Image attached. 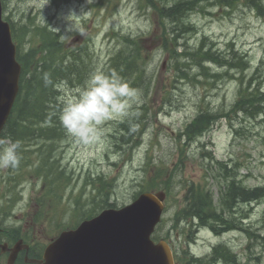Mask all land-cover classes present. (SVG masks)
Listing matches in <instances>:
<instances>
[{"label":"rangeland","instance_id":"rangeland-1","mask_svg":"<svg viewBox=\"0 0 264 264\" xmlns=\"http://www.w3.org/2000/svg\"><path fill=\"white\" fill-rule=\"evenodd\" d=\"M169 1L170 4L193 2L190 4L192 11L185 18L193 30L179 38L177 50L180 60H183L181 53L194 54L202 44L203 51L212 50L220 62L213 54L214 60L204 64L208 71L189 63V57L185 61L191 65L188 70V66L181 69V64L173 60L164 44L160 20L151 8L146 9V0H3L4 16L17 30L25 26L29 31L23 37L24 51L37 44L33 29L47 26L59 33L61 40L72 48L88 47L90 56L86 63L90 70L85 71L89 74L95 70L103 71L108 59L119 49L122 36L145 39L146 76L142 80L137 79V85L132 87L138 90L141 100L133 109L135 114L123 120L106 122L100 140L90 147L76 144L66 134L61 140L54 138L47 142L48 146L59 147L53 156L59 158L62 166L59 169L72 177L67 190L71 193L69 198L72 202L67 208L69 211L72 209L76 197L80 201L88 199L92 207L98 201L107 200L117 206L130 204L141 183L146 184L154 175L157 166L153 164L166 166L173 173L172 188L167 195L166 210L156 236H167V241L176 249L187 250L196 257H205L212 246L224 244L238 254L240 264H264L260 240L254 239L248 248L249 241L244 232L235 230L218 235L208 228L197 234L196 243L189 245L188 221L183 217L176 220L188 185L205 186L217 199L219 187L224 183L214 179L217 174L215 161L223 162L228 169L235 174L237 172L236 180L240 179L245 186L264 185V116L243 119V116L231 115L230 119H218V123L202 137L185 146L184 155L177 139L179 132L200 109L207 107L216 113L228 111L236 102L240 84L263 86L264 16L242 0L232 6L214 0ZM166 26L167 29L171 27L167 22ZM23 31L24 28L20 33ZM166 37L169 39L168 35ZM239 57H243L247 67L245 77L240 75L243 71L221 63L227 59L236 62ZM182 72L188 74L187 78L181 77ZM150 79L155 83L149 91ZM80 84L74 87L63 85L60 102L61 97L72 95L83 85ZM136 119L141 120L143 133L140 145L130 150V145L121 139L126 131L120 124L129 122L138 127ZM235 130H239L238 135ZM32 147L40 146L32 144ZM20 174L23 180L18 183L13 172L0 169V219L3 213L9 212L8 224L15 226L24 214L41 217L49 213L47 220L42 218V224L37 228V241L47 244L50 238L74 221V216L63 213L58 219L66 206L57 200H53L57 212L52 207L41 206L38 197L46 192L43 193L46 190L43 183L29 179L28 170ZM99 176L103 180H99ZM89 178H93L94 184L87 187ZM162 179L166 181L168 178ZM104 183L110 184L111 194L108 196L103 192L99 194ZM93 188H97L94 191L96 196L91 199ZM241 206L244 211L241 215L247 217L243 226L259 232V227L264 225V199Z\"/></svg>","mask_w":264,"mask_h":264},{"label":"trees","instance_id":"trees-1","mask_svg":"<svg viewBox=\"0 0 264 264\" xmlns=\"http://www.w3.org/2000/svg\"><path fill=\"white\" fill-rule=\"evenodd\" d=\"M152 7L157 10L165 35V47L168 49L170 56H173L175 62L182 66H188L184 59H191L192 63L200 68H205L203 61L214 60L212 50L203 51V44L197 49L194 54L184 52L183 60H180V55L177 54L179 38L193 29L190 24H186L185 18L192 11L190 4L185 1H179L168 5L169 0L164 1L165 6L159 8L156 4L157 0H147ZM232 1V0H225ZM166 22L171 25L167 29ZM25 32L28 33L27 27ZM169 39H167V36ZM170 35L172 36L170 39ZM35 36L39 38L40 44L36 48L30 49L28 53H18V60L22 64V75L20 80V93L17 97L12 114L9 118L5 131L2 137L19 140L21 148L19 155L21 157L20 164L16 169H10L15 172V178L18 182V172L34 166L33 176L45 180H50V183H58L67 181L68 176L59 171H56L54 162H51L53 146H48L47 142L55 139H62L65 135L64 129L61 127L58 120V113L61 107L60 89L63 85L75 86L78 83L83 84L87 79L86 72L90 70L86 63L89 54L69 52L65 49L63 43L59 41L58 35L46 27H37ZM145 39L142 37L122 36L119 49L108 59L103 72L111 75L115 73L123 81L130 83V86L137 85V79H144L146 76V50L143 48ZM215 54V53H214ZM216 60H219L215 54ZM220 62V60H219ZM239 64H244L243 57H239L236 61ZM236 62L225 60L222 64H227L231 69ZM86 70V71H85ZM208 71L207 68H205ZM246 71V70H245ZM243 77H245L244 72ZM184 76V75H183ZM50 83H46V78ZM152 80L149 81L147 89L150 90ZM248 92H241V99L236 104V110H243L247 115L255 116L262 109L264 103V93L260 91L259 86ZM262 112V111H261ZM142 118V117H140ZM139 126L135 127L129 122H122L120 125L126 133L122 136L124 144L132 146L134 142L139 144V137L143 132L141 128V120H135ZM218 123L216 115L209 112L199 113L189 124H187L184 132L180 134L185 140V146L190 142H195L196 139L202 137L215 124ZM138 134V135H137ZM134 137H137L134 139ZM44 143V144H42ZM39 145L40 147H32ZM211 155V154H209ZM216 169L220 173V179H225L226 184L224 189H221L220 210L217 211L213 207L211 193L204 191L200 186H192L190 188V202L183 213L187 217H197L192 235L202 228H210L214 233L223 234L232 231L234 227L239 225L234 223L232 215L238 218L244 213L241 205L243 203H253L256 200L264 199V187L249 190L238 186L235 180L236 174L231 169L221 163H216ZM94 184L93 180H89ZM105 186L103 189H105ZM263 197V198H262ZM232 214V215H231ZM186 221L187 218L183 217ZM249 237L255 239L256 234L247 231ZM261 245L264 246V236L261 238ZM218 247V246H217ZM218 247L212 253L211 258L196 259V264H216L219 258H224L227 261L232 259V254L227 246L224 248ZM213 259V260H212ZM211 260V261H210ZM213 262V263H212Z\"/></svg>","mask_w":264,"mask_h":264},{"label":"water","instance_id":"water-1","mask_svg":"<svg viewBox=\"0 0 264 264\" xmlns=\"http://www.w3.org/2000/svg\"><path fill=\"white\" fill-rule=\"evenodd\" d=\"M20 75L0 0V136L19 92ZM158 197L164 199L162 194ZM162 211L163 206L151 194L123 209L106 210L76 231L64 232L46 250L44 264H173L167 246H155L150 239Z\"/></svg>","mask_w":264,"mask_h":264},{"label":"clouds","instance_id":"clouds-1","mask_svg":"<svg viewBox=\"0 0 264 264\" xmlns=\"http://www.w3.org/2000/svg\"><path fill=\"white\" fill-rule=\"evenodd\" d=\"M69 31L71 28L68 29ZM46 79V83L50 81ZM140 94L127 82L101 70L91 72L72 95L61 97L58 120L66 135L82 147L95 145L103 125L134 115ZM21 142L0 136V169H16L21 157Z\"/></svg>","mask_w":264,"mask_h":264},{"label":"bare ground","instance_id":"bare-ground-1","mask_svg":"<svg viewBox=\"0 0 264 264\" xmlns=\"http://www.w3.org/2000/svg\"><path fill=\"white\" fill-rule=\"evenodd\" d=\"M234 5V4H233ZM232 6V5H231ZM231 50H233V47H232V49ZM185 52H187V51H185ZM178 54V53H177ZM182 54V53H181ZM214 54V53H213ZM184 55V54H183ZM229 60V59H228ZM188 62L189 63H192V60L191 59H189L188 60ZM205 63H209L208 61H205ZM195 66H197L196 65V63L194 64ZM225 65H227V64H222V66H225ZM234 67L232 68V69H234V70H237V71H244L247 67H246V64L244 63V64H239V63H237L236 62V64H234L233 65ZM199 67V66H198ZM200 68V67H199ZM246 72V71H245ZM245 72H244V75H245ZM243 75V73H240V75ZM186 76L185 75V73H183L182 72V76L181 77H184V76ZM192 79L194 80V77H192ZM263 198V197H262ZM206 229H208V228H202V229H200L198 232H196L195 233V236L200 232V231H202V230H206ZM210 229V228H209ZM211 230V229H210ZM236 230V229H235ZM235 230H232V231H235ZM212 231V230H211ZM229 232H231V231H228V233ZM226 233V232H225ZM195 236H194V238H195ZM257 240H259V239H257ZM260 244H261V241H260ZM224 244H220V245H217L218 247H221V246H223ZM217 246H215V247H217ZM226 246V245H225ZM228 247V246H227ZM229 248V247H228ZM261 249H262V251L264 252V246L263 245H261ZM213 257V256H212ZM249 257V256H248ZM252 257V256H251ZM213 260V259H212ZM211 261V260H210ZM213 263V262H212Z\"/></svg>","mask_w":264,"mask_h":264},{"label":"flooded vegetation","instance_id":"flooded-vegetation-1","mask_svg":"<svg viewBox=\"0 0 264 264\" xmlns=\"http://www.w3.org/2000/svg\"><path fill=\"white\" fill-rule=\"evenodd\" d=\"M40 250H41L40 246L34 240L32 241L31 246H30V251H29L31 255L29 256L30 259H26V256L23 253L19 255V258L20 256L23 257V262L26 264H33L32 260L41 258Z\"/></svg>","mask_w":264,"mask_h":264}]
</instances>
